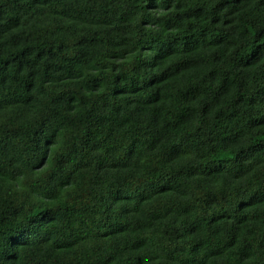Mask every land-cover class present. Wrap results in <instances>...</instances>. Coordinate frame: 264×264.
<instances>
[{"label":"trees","instance_id":"16d2710c","mask_svg":"<svg viewBox=\"0 0 264 264\" xmlns=\"http://www.w3.org/2000/svg\"><path fill=\"white\" fill-rule=\"evenodd\" d=\"M46 3L51 6L54 17L52 23L46 25L37 21L32 24L27 35L12 39L13 48L18 47L20 40L28 46L0 60V89L7 90L13 100H18L21 92L27 94L34 87L32 79L36 72L28 71L25 76L26 68H42L45 83L53 78L50 74L55 69L57 73H65L56 78L57 83L62 84L65 80L71 82L60 90L57 97L66 98L69 106L76 103L80 92L85 88L89 90L88 96L80 97V108L84 110L85 102L93 99L91 93L95 92L97 80L100 78L99 75H91V66L100 53L80 50L86 43L93 49L97 48L100 33L93 32L91 25L96 23L106 26L115 20V16H109L107 4L98 8L96 0H80V6L75 9L68 8L64 0H46ZM243 3L244 0H232L230 5L229 0H219L210 10V24L190 23L183 33H176L168 39L138 41L142 46L137 57L131 60L133 73L137 72V61L145 51L155 50L153 67L173 57L178 59L158 77L154 76L146 81L133 77L131 86L126 84L124 87H116L121 80L120 76H116L110 89L113 101L111 114L96 115L98 112H107L110 106L107 101L103 104H87L90 109L86 113L88 131L81 137L79 149H76L75 144L67 142L62 150L54 152L57 148L56 141H41L40 127L32 130L17 127L12 116H6L0 111V214L3 216V219H0V229L3 230L0 235L4 236L5 241L0 249V259L4 264H115V255L102 261L95 260L94 257L100 250L101 243L125 236L128 229L126 224L111 232L97 230L94 234L80 232L77 228L73 233L47 241L50 249L39 255L31 253L27 243H13L19 240L21 234V226L10 222V217L16 216L24 197L23 191L18 190L23 188L20 181L21 169L27 166L35 170L51 161L56 171L51 173L49 178L57 174L60 177V190L57 193L59 206L66 212H86V207L81 208L78 205H85L87 197L91 195V185L100 172V164L93 166L88 160V155L101 150L105 155H109L117 150L113 147L117 128L128 127L131 130L138 123L135 112L121 115L126 107H131V98L143 95L146 105H151L153 95L149 93L156 83L166 84L169 79L182 77L183 71L200 66L201 60L189 58L202 50L203 59L210 60L214 66L213 70L207 73V77L217 81V87L209 91L201 86H194L191 80L184 79L181 85L171 89L181 97L191 96L193 100L203 97L197 108L186 110L198 111L201 119L198 124H191L183 110L172 112L162 109V112H166L167 126L172 128L178 140V143L173 142L165 148L163 156L179 157L195 152L207 158L210 154L206 164L201 165L207 175L201 173L199 179H193L192 169L176 170V176L186 174L189 178V183L181 186L182 191L178 188V182L159 183L158 191H152L147 198L137 200L134 211L141 220L135 229L139 235L131 243V249L134 252H142L156 248L159 255H150L151 261L162 257L165 264H264V202L257 200L254 193L249 200L239 201L231 211H224L223 208L213 211V202L219 200L222 204L223 197L204 192L200 182L201 179H218L223 175V165L238 161L243 156L246 161L244 176L249 178L254 189L264 190V177L260 172V169L264 168V30H257L253 25L244 28V33L250 35L252 41L243 52L235 48L229 33L225 31L234 22L228 17H235L241 11L240 6ZM34 6L17 3L13 11L18 10L27 15ZM227 7H232V12L225 13L224 9ZM179 8L180 5H177V22L182 18L199 22L206 11L204 8H195L181 13ZM153 10V4L149 3L147 11ZM130 12L131 6L119 17L120 21L126 22ZM60 18L88 25L78 29L88 34L74 41V55H63L68 45L59 38V34L66 31V25ZM22 20L23 16L18 15L10 18L9 22L12 27H20ZM33 20L34 17H29V23ZM149 23L148 20L140 21L139 34H142L143 28ZM172 26V21L166 25L169 31ZM198 27L199 30L194 31ZM115 31L118 30L111 29L105 36L109 50L114 45L110 37ZM181 40L183 46L178 48ZM123 44L124 41H119L116 46ZM211 49L217 51H212L209 55L208 50ZM124 56L127 57L128 53L125 52ZM105 57L116 58L107 53ZM53 60L62 62L48 63ZM185 65L189 67L184 68ZM116 67L118 66L112 67V72L116 71ZM173 69V76H169ZM95 70L97 73H103L107 70V65L96 64ZM103 95L107 93L102 94V98ZM24 98L30 99L26 95ZM121 100L124 103L118 105L116 102ZM155 103H162V98ZM4 107L11 108L12 104L6 103ZM135 142L133 139L132 143ZM231 145H239V151H230ZM182 147L185 149L183 152L180 151ZM37 159L40 163H33ZM144 163L147 165V161ZM17 165L21 167L18 168ZM67 166L76 169L78 182L72 173L65 174ZM209 167H212V171H207ZM233 171L239 172L240 169L234 168ZM156 172V169L152 170L153 179L147 181L148 183L155 184L161 179ZM137 183H140L139 179ZM178 191L185 199L178 198ZM117 202H129L126 199L119 200V190ZM109 210L107 207L104 209L105 212ZM47 211L37 209L35 215L46 216ZM30 218L34 219V216ZM177 223L182 226L177 227ZM76 233H79L76 240H69L68 237ZM144 260L143 255L137 256L135 264H144Z\"/></svg>","mask_w":264,"mask_h":264},{"label":"clouds","instance_id":"9594fccd","mask_svg":"<svg viewBox=\"0 0 264 264\" xmlns=\"http://www.w3.org/2000/svg\"><path fill=\"white\" fill-rule=\"evenodd\" d=\"M219 0H96V6L102 8L107 4L109 16H115V20L110 21L106 26L93 23L91 29L93 32L100 33L98 37V47L93 49L86 43L81 52H99L96 61L91 66V75H99L97 80V88L91 93L92 100L85 102L84 110L80 108V97L88 96L89 90L84 89L80 92L76 103L69 106L66 98L58 99L60 90L71 84L65 80L64 83H57V77L65 75L64 72L57 73L53 69L52 79L45 83L43 78L42 68H26L24 75L28 71H35L36 76L32 79L34 87L27 94L21 92L18 100H13L7 93V90L0 89V111L6 116H12L16 121L17 127H23L25 130H32L35 127H40L39 139L43 141L47 139L49 142L56 141L57 148L53 151L62 150L67 142L76 145L79 149L80 139L88 131V122L86 113L90 111L87 107L88 103L103 104L105 101L110 105L107 112L96 113L99 115H109L112 113L110 89L113 86L112 81L116 76H120L121 80L115 85L116 87H124L130 85L133 77L137 80H148L151 77H158L166 68L176 62L178 57L161 63L159 66L153 67V58L155 50L145 51L137 61L138 70L132 72L131 60H134L139 48L142 46L138 41L150 42L152 40L168 39L176 33H183L190 23L210 24V10L218 3ZM17 3L34 4L32 11L27 15L20 13L16 9ZM149 3L153 4V11H147ZM232 0H229L231 5ZM64 4L75 9L80 6V0H64ZM169 4L171 7L169 8ZM177 5H180L179 12L187 11L188 9L204 8L206 9L203 17L199 22L182 18L179 22L176 21ZM131 12L126 22L120 21L119 17L129 10ZM241 11L235 16H229L233 24L229 25V29L225 31L229 33V38L234 42L235 48L243 52L247 48L252 37L244 33V28L249 25L255 26L257 30H264V0H244L240 6ZM165 9H168L167 11ZM232 7L224 9L225 13L232 12ZM18 15L23 16L20 27H12L10 18ZM29 17H34V20L29 23ZM54 17L52 16L51 6L46 3V0H0V60L8 58L15 51L23 50L28 45L20 40L17 48L12 47V39L27 35L31 30L32 24L37 21L43 24L50 25ZM66 31L59 34L61 42L68 45V49L63 55H74L73 43L83 35L88 33L78 31V29L86 28L88 25L74 21L72 19L64 20L60 18ZM141 20H148L150 23L143 28L142 34L139 27ZM172 21L173 26L171 31L166 25ZM10 29V31L8 30ZM67 29H71L68 31ZM111 29L118 31L112 32L111 39L114 41L112 49L106 47V33ZM194 29V31H198ZM119 41H124L122 46H116ZM183 41L177 45L182 48ZM216 49L208 50V54ZM128 56L125 57L124 53ZM105 53L114 55L115 59H107ZM231 55V53H229ZM239 55V53L237 54ZM204 51L194 54L189 59L201 60L198 67L190 68L188 71H183L182 77L169 79L166 84L156 83V86L151 89L149 94L153 95L151 105H146L143 95L133 97L131 107H126L121 115L135 112L137 114V126L129 130L128 127L123 129L117 128L114 136V150L111 154L105 155L101 151H93L88 155V160L95 166L100 164V172L94 183L91 185V195L87 197L85 205L78 207H86L84 212H66L59 206L57 193L59 192L58 182L59 174L52 177L50 174L56 170L53 168L51 161L35 170L25 166L21 169L20 181L23 184L22 190L24 193L21 207L18 209L14 218L10 217V222L13 225L21 226V234L19 240L13 243H27L30 245L29 251L35 255L42 254L50 249V245L46 242L53 238H60L68 233H73L79 228L80 232L94 234L95 231L111 232L118 229L121 225H127L128 229L124 237H120L110 242H103L99 245V251L94 257L95 260H105L109 256L115 255V264H135V258L143 255L145 257L144 264H165L163 258L156 261H151L150 255H159L156 248H149L144 251H132L131 243L139 235L135 231L141 217L134 211L136 201L147 198L152 191L159 190V183H177L180 191L181 186L189 183L188 175L182 174L176 176L175 172L179 169L190 168L193 179H199L201 173L207 175L205 168L201 165L206 164L207 159H210V154L207 158L203 154L193 152L187 156L164 157L165 148L173 142L178 143L177 137L172 128L167 126L165 118L166 112L163 110L176 112L183 110L185 116L191 124H198L201 117L198 111L188 112L187 109H195L200 104L203 97L198 100H193L191 96H178L171 89L182 84L184 79L191 80L194 86H201L209 91L217 87L218 82L207 77V73L213 70V65L210 60L203 59ZM33 59V57H29ZM60 60L48 61V63H61ZM107 65V70L103 73H97L95 65ZM116 67V71L112 72V67ZM184 68L189 66L185 65ZM218 67V66H217ZM175 69L169 76H173ZM247 75V73H244ZM75 86V85H72ZM107 93V95L102 94ZM25 95L30 99H25ZM162 98V103H155L156 100ZM11 103V108H6L4 105ZM118 105L124 102L117 101ZM71 107V110H69ZM95 131V129H92ZM146 133V134H145ZM135 143H132V140ZM239 145H231L230 151H239ZM185 151L184 147L180 149ZM147 161V166L144 162ZM33 163L39 164L37 159ZM245 159L241 156L240 160L223 165V175L215 180L204 181L200 180L204 192L213 196L223 197V203L219 200L212 204L213 211H219L223 208L224 211H231L235 208L239 201H247L255 193L256 199L264 202V190L254 189L249 178L244 176ZM20 168V165H17ZM240 169L239 172H234L233 169ZM156 169V175L161 179L153 184L147 181L153 179L152 170ZM221 169H216L220 171ZM207 171H212L209 167ZM261 176L264 177V168L260 169ZM72 173L73 178L79 180L76 169L71 166L65 168V174ZM140 183H137V180ZM117 190H119V200L129 201L128 203L117 202ZM179 199L185 197L179 195ZM219 205V207H218ZM110 209L105 212V208ZM48 210L46 216L35 215L36 210ZM127 210V211H124ZM31 219L30 217H33ZM0 219H3L0 214ZM177 227H181L177 223ZM3 230L0 229V232ZM79 233H76L69 238L75 241ZM4 236L0 235V249L4 244ZM127 244V250H125ZM0 264L4 261L0 259Z\"/></svg>","mask_w":264,"mask_h":264}]
</instances>
